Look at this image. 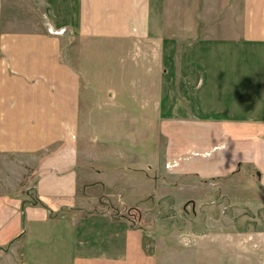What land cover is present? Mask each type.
I'll return each instance as SVG.
<instances>
[{
	"label": "crops",
	"instance_id": "obj_1",
	"mask_svg": "<svg viewBox=\"0 0 264 264\" xmlns=\"http://www.w3.org/2000/svg\"><path fill=\"white\" fill-rule=\"evenodd\" d=\"M228 1V10L236 13L228 29L236 31L226 39L235 42L230 62L241 80L223 91L210 85L214 75L209 77L205 57L196 68L189 62L193 48L201 50L200 40L209 42L213 57V32L196 38L200 32L193 31V39L182 38L179 45L166 19L167 0H71L72 18L56 15L51 4L46 29L7 22L10 7L0 0V264H157L142 227L111 208L123 200L117 188L126 172L114 165L117 142L101 143L92 131L100 127L101 134L102 126L84 111L81 72L64 35L53 32L59 29L78 45L88 38L139 33L149 46H160L157 55L170 63L148 72L156 74L149 88L165 130L166 167L182 162V173L211 178L251 166L264 188V0ZM203 12L194 13L199 18ZM215 58L213 74L219 75L222 57ZM178 93L182 111L168 114L169 95ZM171 124L177 126L173 135ZM135 141L129 139L125 152L133 166ZM132 170L130 165V175ZM35 198L40 202L32 203ZM259 229L254 230L264 228Z\"/></svg>",
	"mask_w": 264,
	"mask_h": 264
},
{
	"label": "rangeland",
	"instance_id": "obj_2",
	"mask_svg": "<svg viewBox=\"0 0 264 264\" xmlns=\"http://www.w3.org/2000/svg\"><path fill=\"white\" fill-rule=\"evenodd\" d=\"M3 1L10 7L7 22H14L20 28L25 24L27 29L38 25L46 29L51 4L56 8L55 14L61 18L64 12L72 18L71 14L76 10L71 0ZM194 3L197 5L195 11L191 8ZM229 3L228 0H167L166 5L169 29L178 38L179 45H182V38L186 41L193 39V31L200 32L196 38L213 32V50L216 49L213 57L209 42L200 40L198 47L201 50L194 47L189 62L191 68H196L200 56L205 57L202 60L208 63V68L210 66L207 70L209 77L214 75L210 85L223 91L241 80L239 70L231 67L235 42L226 39L236 31V26L232 32L228 29V25L233 24L231 19H236V13L227 8ZM198 11H204L199 18L194 13ZM193 18L197 21H192ZM53 32L64 35L66 48L74 59L73 65L80 69L84 111H88L90 118L97 119L102 126L101 134L100 127H91L92 131L96 132L101 143L110 145L117 142L114 165H119V169L126 173L121 174L117 188L123 200L119 198V203L111 208L124 213L134 224L142 227L139 230L146 239L148 250L155 252L157 264H264V229L254 230L264 227V188L260 186L254 168L247 166L248 169L241 168L227 176L203 178L182 173L179 167L182 162L168 168L165 165V130H161L158 110L153 111L155 93L149 88L153 83L152 76L156 74L148 72L155 65L160 68L170 63L166 56L162 62L157 55L156 50L160 51V46H149L139 33L120 38H88L80 40L78 45L76 37L66 35L65 30ZM215 55L222 57V61L218 60L219 75L213 74ZM171 61L173 63L174 59ZM172 73L171 69L165 77L168 83L172 82ZM176 78L177 75L175 83ZM169 96L171 104L167 113H180L182 106L177 99L181 100V96L179 93ZM240 96L236 95V99ZM225 101L223 99L220 103ZM83 117H87L85 113ZM170 128L173 135L177 126L171 124ZM118 137L127 141L119 143ZM135 138L138 159L133 166V159L129 161L125 152L129 139L134 141ZM119 151H122L120 158ZM130 165L134 168L132 175L128 173ZM107 167H111L109 162ZM130 185L133 187L128 193L126 189ZM84 200H87L86 196ZM94 204L91 203V209ZM100 205L99 202L97 206ZM246 226V232L238 231Z\"/></svg>",
	"mask_w": 264,
	"mask_h": 264
},
{
	"label": "trees",
	"instance_id": "obj_3",
	"mask_svg": "<svg viewBox=\"0 0 264 264\" xmlns=\"http://www.w3.org/2000/svg\"><path fill=\"white\" fill-rule=\"evenodd\" d=\"M32 203H39L40 202V199H38V198H35V200H33V201H31ZM260 227H263V226H260ZM247 228V226L246 227H241V229H246ZM264 228V227H263ZM240 229V230H241ZM255 229H258V228H255ZM261 229V228H260ZM259 229V230H260Z\"/></svg>",
	"mask_w": 264,
	"mask_h": 264
}]
</instances>
